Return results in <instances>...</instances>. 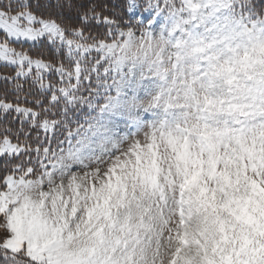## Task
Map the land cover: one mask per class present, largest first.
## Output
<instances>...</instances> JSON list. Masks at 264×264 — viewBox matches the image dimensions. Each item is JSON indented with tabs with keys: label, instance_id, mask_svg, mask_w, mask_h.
<instances>
[{
	"label": "snow or ice",
	"instance_id": "1",
	"mask_svg": "<svg viewBox=\"0 0 264 264\" xmlns=\"http://www.w3.org/2000/svg\"><path fill=\"white\" fill-rule=\"evenodd\" d=\"M0 68V264H264V0H0Z\"/></svg>",
	"mask_w": 264,
	"mask_h": 264
},
{
	"label": "trees",
	"instance_id": "2",
	"mask_svg": "<svg viewBox=\"0 0 264 264\" xmlns=\"http://www.w3.org/2000/svg\"><path fill=\"white\" fill-rule=\"evenodd\" d=\"M25 48L28 47V45H24ZM1 71H10L9 69H3V68H0ZM9 99H12V97L10 96Z\"/></svg>",
	"mask_w": 264,
	"mask_h": 264
},
{
	"label": "rangeland",
	"instance_id": "3",
	"mask_svg": "<svg viewBox=\"0 0 264 264\" xmlns=\"http://www.w3.org/2000/svg\"><path fill=\"white\" fill-rule=\"evenodd\" d=\"M15 46V45H14ZM1 71V70H0Z\"/></svg>",
	"mask_w": 264,
	"mask_h": 264
}]
</instances>
